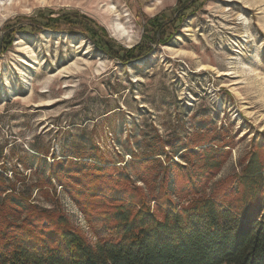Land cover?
Here are the masks:
<instances>
[{
  "label": "rangeland",
  "instance_id": "rangeland-1",
  "mask_svg": "<svg viewBox=\"0 0 264 264\" xmlns=\"http://www.w3.org/2000/svg\"><path fill=\"white\" fill-rule=\"evenodd\" d=\"M64 14L90 19L125 49L144 40L150 19L178 22L146 55L122 61L76 23L37 21ZM30 24L37 29H19ZM11 32L0 47V172L18 201L60 210L91 243L74 188L54 176L75 172L72 162L104 156L132 173L131 151L185 164V144L210 139L196 149H222L224 161L209 192L255 146L264 152V0H5L0 43Z\"/></svg>",
  "mask_w": 264,
  "mask_h": 264
},
{
  "label": "trees",
  "instance_id": "trees-1",
  "mask_svg": "<svg viewBox=\"0 0 264 264\" xmlns=\"http://www.w3.org/2000/svg\"><path fill=\"white\" fill-rule=\"evenodd\" d=\"M163 16L148 21L144 40L132 49L116 45L90 19L64 14L37 21L45 27L76 23L99 49L130 61L146 55L153 43L166 41L163 35L178 18L165 23ZM11 36L2 38L1 48ZM208 141L185 144L180 154L185 164L171 161L163 166L171 157L163 162L155 156L159 152L138 156L131 151L132 173L126 172L127 163L107 166L116 162L104 156H98L100 165L90 162L84 167L86 161H71L68 166L76 167L75 172H56L58 180L65 177V185L74 188L69 191L93 243L60 210L38 208L24 197L18 201L21 195L14 184L8 188L0 172V264H264V152L255 146L237 176L215 183L207 192L224 161L222 149H196ZM134 178L144 187L136 186Z\"/></svg>",
  "mask_w": 264,
  "mask_h": 264
},
{
  "label": "bare ground",
  "instance_id": "bare-ground-1",
  "mask_svg": "<svg viewBox=\"0 0 264 264\" xmlns=\"http://www.w3.org/2000/svg\"><path fill=\"white\" fill-rule=\"evenodd\" d=\"M3 3L5 4V0H0V5L3 4ZM109 7H110V6H109ZM5 8H6V7H5ZM113 10H114V6H111V7L109 8V11L112 12ZM118 36H119V35H118Z\"/></svg>",
  "mask_w": 264,
  "mask_h": 264
}]
</instances>
